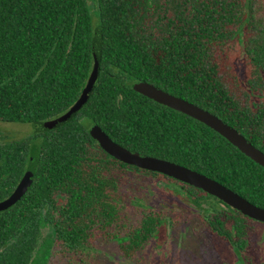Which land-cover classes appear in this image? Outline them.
Returning <instances> with one entry per match:
<instances>
[{
  "label": "trees",
  "instance_id": "1",
  "mask_svg": "<svg viewBox=\"0 0 264 264\" xmlns=\"http://www.w3.org/2000/svg\"><path fill=\"white\" fill-rule=\"evenodd\" d=\"M92 3L0 0V122L57 121L18 140L0 135V264H46L54 246L87 264L96 256L95 233L140 262L166 217L122 194L130 192L121 178L127 174L184 190L198 212L165 214L171 222H197L242 264L252 263L246 249L260 222L202 190L117 161L89 128L97 124L131 152L194 170L264 208V168L204 124L132 88L143 81L195 104L264 153V0ZM96 37L99 76L71 112L92 70ZM33 156L32 181L17 194ZM132 210L142 213L135 224Z\"/></svg>",
  "mask_w": 264,
  "mask_h": 264
},
{
  "label": "rangeland",
  "instance_id": "2",
  "mask_svg": "<svg viewBox=\"0 0 264 264\" xmlns=\"http://www.w3.org/2000/svg\"><path fill=\"white\" fill-rule=\"evenodd\" d=\"M90 6L94 9L92 0ZM237 74L243 79V66L236 64ZM35 126L30 124L0 122V135L9 139H22L35 131ZM125 179L123 193L125 196H136L155 212L172 213L192 216L198 212L197 208L189 201L184 190L175 191V186L170 182L151 179L148 177L133 178L131 174L122 175ZM137 183L129 185V181ZM174 189V190H172ZM224 209L223 205H219ZM133 208V207H132ZM136 208V207H134ZM192 212V213H191ZM164 224L159 227L157 233L151 237L140 252V262L123 258L116 245L104 240L105 236L95 233L94 248L97 250L94 261L87 264H242L240 257L231 246L219 238L202 229L197 222H181L174 225L167 216ZM138 210L129 212L131 221L135 224L141 218ZM250 244L246 253L251 256L252 263L264 264V223L254 224L250 235ZM79 256L64 254L58 246L50 250L46 264H81Z\"/></svg>",
  "mask_w": 264,
  "mask_h": 264
},
{
  "label": "water",
  "instance_id": "3",
  "mask_svg": "<svg viewBox=\"0 0 264 264\" xmlns=\"http://www.w3.org/2000/svg\"><path fill=\"white\" fill-rule=\"evenodd\" d=\"M98 36V35H97ZM98 38L94 40L92 49L93 67L86 82L80 98L71 108V112L80 109L87 102L91 95L96 80L100 72V53L98 46ZM135 92L151 99L152 101L180 112L212 129L219 134L231 145L237 148L243 155L251 159L254 163L264 168V153L254 147L247 139L241 135L236 129L223 122L214 114L192 104L180 97L171 95L152 84L138 81L132 85ZM57 121L43 122L35 126V131L52 127ZM89 134L95 140L100 149L117 161L134 166L141 170L150 171L172 178L180 183L187 184L191 187L202 190L206 194L218 199L224 205L238 211L243 216L254 221L264 223V208L258 207L241 195L230 190L223 184L213 180L201 173L188 169L179 164H175L163 159L131 152L114 142L97 124H92L89 128ZM37 165V158L31 157L27 171L17 187V194L22 192L32 181V176ZM1 206V205H0ZM1 209V207H0Z\"/></svg>",
  "mask_w": 264,
  "mask_h": 264
}]
</instances>
